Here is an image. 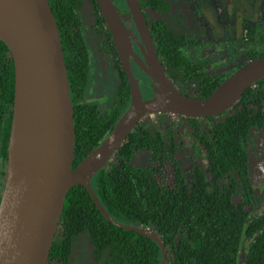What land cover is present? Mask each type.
Segmentation results:
<instances>
[{
  "label": "trees",
  "instance_id": "trees-1",
  "mask_svg": "<svg viewBox=\"0 0 264 264\" xmlns=\"http://www.w3.org/2000/svg\"><path fill=\"white\" fill-rule=\"evenodd\" d=\"M96 4V0H92ZM55 18L69 83L74 125L72 166L100 143L126 109L129 85L124 72L108 110H99L91 84L90 52L82 32L81 0H48ZM145 5H152L147 0ZM250 32L255 28L245 25ZM156 48L178 68L172 78L197 82V98L207 97L228 75H204L203 45L153 22ZM109 36V33L107 34ZM259 38V36H257ZM111 50L114 46L111 43ZM252 58L264 51H250ZM14 66L0 40V162L7 160L12 118ZM158 114L140 121L107 168L91 179V189L111 219L120 225L151 227L164 242L165 264H264V208L259 207L249 170L247 144L252 130L264 133V77L251 84L230 109L218 116L181 117L194 139L193 149L206 163L183 169L178 126ZM158 121V124L156 123ZM138 153L148 163H132ZM81 234L88 238L90 260L97 264H160V246L151 238L115 226L97 210L83 185L65 195L47 264H72Z\"/></svg>",
  "mask_w": 264,
  "mask_h": 264
},
{
  "label": "water",
  "instance_id": "water-1",
  "mask_svg": "<svg viewBox=\"0 0 264 264\" xmlns=\"http://www.w3.org/2000/svg\"><path fill=\"white\" fill-rule=\"evenodd\" d=\"M97 2L123 62L130 97L109 133L73 167L69 83L49 2L0 0V40L14 66L12 118L0 191V264H47L66 192L75 185L84 186L108 222L154 240L161 248L160 264H165L166 248L158 233L151 227L113 221L93 194L91 179L107 166L143 115L171 112L196 118L215 116L231 108L251 84L264 77L263 55L241 65L207 97L192 98L178 92L150 48L147 67L135 60L155 83L151 87L153 97L143 99L127 61L131 47L122 14L112 0ZM127 3L137 28L146 30L136 1Z\"/></svg>",
  "mask_w": 264,
  "mask_h": 264
},
{
  "label": "flooded vegetation",
  "instance_id": "flooded-vegetation-1",
  "mask_svg": "<svg viewBox=\"0 0 264 264\" xmlns=\"http://www.w3.org/2000/svg\"><path fill=\"white\" fill-rule=\"evenodd\" d=\"M82 6L80 9V17L82 20V32L86 38L88 49L90 52V68L93 71L99 72L98 78V87L95 88L97 92L96 99L92 100L97 105L98 109L108 110L112 103L114 102L115 90L120 82V71L122 70L127 79L128 85L129 81L126 75V71L121 61L119 54L117 52L116 46L112 40V35L108 30L98 2L93 3L92 0H81ZM116 4L122 14L123 22L125 28L127 29V35L130 42L131 49L127 53V61L129 63V68L133 75V78L136 79L140 93L143 99H148L153 97L152 85L155 84L153 79L142 69L137 63L136 59H139L142 64L147 67V63L151 60V51L150 48L154 49L157 53V58L163 66L164 72L168 79L171 81L173 86L178 90L179 93L189 96L192 98H197V93L195 92L197 82L195 81H180L172 78V74L178 70V68L168 65L161 57V53L158 52L156 48L157 36L153 32V22L155 20L164 21L165 26L177 35H183L187 40L199 43L203 45V50L199 56V64H204L203 73L204 75L209 76H218L221 74H228L227 78L231 73L238 69L244 63L254 59L249 54L250 51H254L253 47L264 51V30L261 33L250 32L246 29L245 25H249L252 28H258L262 25L259 20L243 18L238 15L239 26L240 28L236 29L234 26L228 25L227 27L231 30L233 27L236 31V43H231L227 49L219 48V42L217 37L212 33L214 26L216 25L215 17L213 10L209 7L207 8L209 14L203 16V21L198 23L194 22V17H199L198 5L200 0H152V5H145L147 0H135L137 7L140 10L142 19L145 24L146 30H139L135 24L133 14L128 6L127 0H112ZM194 9V17L190 10ZM232 19H235V12L232 15ZM255 20V21H254ZM200 23V25H198ZM109 33V36L107 34ZM259 36V38H257ZM134 37L137 40H134ZM192 37H197L198 39H193ZM111 43L114 46V51L109 47ZM242 48V52H238V48ZM219 52L226 53L225 56H222L221 60H224V65L219 67L220 61H216V58L221 56ZM232 52V53H230ZM263 56V55H262ZM258 58V57H257ZM99 60V66L96 63ZM99 67V68H98ZM92 77V73H91ZM224 78V79H225ZM223 79V80H224ZM222 80V81H223ZM221 81V82H222ZM220 82V83H221ZM95 83V82H94ZM92 85H95V84ZM219 83V84H220ZM218 84V85H219ZM217 85V86H218ZM216 88V87H215ZM214 88V89H215ZM213 89V90H214ZM130 90V86H129ZM95 94V93H94ZM145 96V97H144ZM130 97V92H129ZM203 99V98H202ZM232 107V106H231ZM230 109V108H229ZM227 111V110H226ZM225 112V111H224ZM123 113V112H122ZM223 113V112H222ZM220 113V114H222ZM158 114H166V117L163 119L174 121L178 126L177 131V141L181 146L177 158L182 163L183 169L185 171L189 170L194 165H199L201 168H206V163L200 157L204 154H197L192 147V144L195 142L194 139L190 136V132L187 129V122L181 120V117L186 118L189 116H184L180 114H174L171 112H158L143 115L140 121L146 119L150 121H156ZM218 114V115H220ZM215 115V116H218ZM209 117V116H207ZM196 118V117H192ZM204 118L199 117L197 119ZM137 123V124H138ZM159 126L158 121L156 122ZM250 143L247 144L248 154L251 153L252 156H263L264 154L259 153L260 151L264 152V133L263 130H252L249 136ZM113 157L108 161L112 160ZM144 160V161H143ZM264 162V161H263ZM6 164V162H4ZM107 163V166H108ZM132 163L137 166H143L148 163V155L144 153H138L134 156ZM1 166L0 162V191H2L3 182H4V169ZM107 166L105 168H107ZM249 170L251 175V165L249 164ZM261 175L264 177V171ZM252 177V175H251ZM253 179V178H252ZM254 180V179H253ZM255 183V181H254ZM257 200L259 202V207L264 204V198L262 195H258ZM264 194V192H262ZM57 233V231H56ZM56 235V234H55ZM81 242V243H80ZM80 244L82 263L79 264H97L93 263L90 260L91 248L88 244V238L85 234H81L77 240L76 248L73 251L71 257L72 264H77L74 256L78 255L77 251L78 245Z\"/></svg>",
  "mask_w": 264,
  "mask_h": 264
},
{
  "label": "rangeland",
  "instance_id": "rangeland-1",
  "mask_svg": "<svg viewBox=\"0 0 264 264\" xmlns=\"http://www.w3.org/2000/svg\"><path fill=\"white\" fill-rule=\"evenodd\" d=\"M210 8L213 10V14L215 17L216 25L214 26L212 33L217 37V41L219 42V48L227 49L231 43H236V31L232 27L231 30L227 27L228 25L234 26L236 29L240 28L238 15L242 16L243 18H249V19H255L259 20L262 25L258 28L254 29V33H261L264 30V0H200L198 5V12L199 17H194V9L190 10L194 17V22L198 23L200 21H203V16H206L209 14V11L207 8ZM235 12V19H232V15ZM254 20V21H255ZM200 25V23L198 24ZM193 39H198L197 37H192ZM254 49H257L256 47H253ZM238 52H242V48H238ZM232 53V52H230ZM219 57L216 58V61H220L222 59V56H225L226 53L219 52ZM99 66V60L96 62ZM224 65V60H221L219 63V67H222ZM99 68V67H98ZM98 78H99V72L93 71L92 77H91V83L95 82V88L98 87ZM93 97L91 100H97L96 94L97 92L94 89ZM96 96V97H94ZM145 97V96H144ZM259 153L264 154L263 150ZM251 153L249 155V164L251 165V175L254 179L255 183V191L258 195H262L264 198V177L261 175L262 171H264V158L263 156H252L251 159ZM144 161V160H143ZM261 209L264 208V204L260 206ZM81 243V242H80ZM77 251L79 252L78 255L74 256L76 259L77 264L82 263L81 260V254L83 257V253L81 252L80 244L78 245Z\"/></svg>",
  "mask_w": 264,
  "mask_h": 264
}]
</instances>
